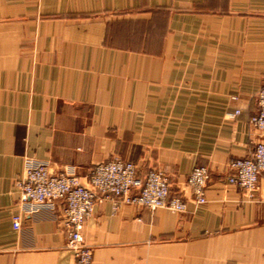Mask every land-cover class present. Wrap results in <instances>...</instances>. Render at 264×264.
I'll return each mask as SVG.
<instances>
[{"label": "crops", "instance_id": "1", "mask_svg": "<svg viewBox=\"0 0 264 264\" xmlns=\"http://www.w3.org/2000/svg\"><path fill=\"white\" fill-rule=\"evenodd\" d=\"M263 86L264 0H0V264H76L62 202L19 208L26 158L83 185L97 164L131 162L184 200L177 214L96 203L91 264H264V174L254 201L227 182L264 143L249 124Z\"/></svg>", "mask_w": 264, "mask_h": 264}, {"label": "built area", "instance_id": "2", "mask_svg": "<svg viewBox=\"0 0 264 264\" xmlns=\"http://www.w3.org/2000/svg\"><path fill=\"white\" fill-rule=\"evenodd\" d=\"M257 104L258 110L249 124L264 131V86L257 93ZM228 168V184L243 190L254 201L259 178L264 174V143L255 144L245 158L229 162ZM208 183L209 171L205 167H196L188 176L187 185L196 206L206 203ZM17 187L18 205L25 214L31 215L56 202L64 204L61 226L67 236L66 248L76 264H91L92 250L84 243L82 230L98 202L111 201L115 208L133 205L151 212L166 209L177 214L186 210L183 199L169 194L168 179L162 171L149 170L140 175L133 163L117 159L93 166L87 174V184L83 185L75 175L51 174L45 163L26 158ZM21 218L20 214L12 217L15 230L20 229Z\"/></svg>", "mask_w": 264, "mask_h": 264}]
</instances>
